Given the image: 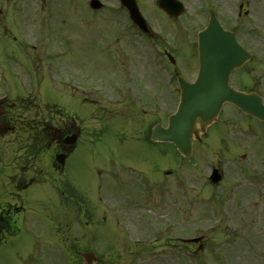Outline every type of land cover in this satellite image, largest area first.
I'll return each instance as SVG.
<instances>
[{"label":"rangeland","instance_id":"rangeland-1","mask_svg":"<svg viewBox=\"0 0 264 264\" xmlns=\"http://www.w3.org/2000/svg\"><path fill=\"white\" fill-rule=\"evenodd\" d=\"M89 1L0 0V59L8 58L11 53L20 59L19 62L29 58L28 67L32 66V60L34 67L38 64L37 67L42 68L46 66V58L50 57L49 65H54L59 59L61 89H64L68 74L75 72H82L77 76L78 80L87 74L86 79L95 86L107 85L111 89L112 82L124 89L135 87L137 93V82L130 78L129 72L147 90L149 87L144 84L145 80L156 83V89L153 88L156 100L152 105L138 101V104H125L113 110L118 109L123 116L124 127H120V131L144 136L156 121L166 123L167 115L177 104L179 89L171 63L157 50L161 57L154 64V70L147 71L148 59L153 56L154 47L159 45L154 46L146 34L138 31L126 9L119 7V0H102L104 6L99 10L91 8ZM182 1L185 3L184 12L173 18L157 5V0H138L148 23L157 32L153 40L169 48L177 64L179 62L182 74L192 78L198 72L195 47L198 30L207 24L214 8L220 15H232L236 11L237 0ZM261 44L264 58V42ZM53 54L58 58H53ZM259 73L256 70L253 75ZM263 75L264 72L261 77ZM44 76V85L51 88L52 75L48 66ZM169 77L172 79L171 92L165 88ZM101 79L112 80L107 83L100 82ZM170 93L171 99H168L167 94ZM75 94L81 96L78 89ZM78 113L81 114L80 111ZM209 130L202 140L204 143H196L193 161L200 163L196 168L191 164L176 167L179 165L178 156L173 144L167 148H171L174 155L167 161H159L165 166L176 165L177 174L167 178L173 182L172 193L173 187L178 189L179 183L183 185L182 194L174 192L168 198L165 196L167 188L162 184V204L159 205L158 200L146 203L153 207L149 212L142 208L146 200L140 199L142 215L167 218V222H173V228L165 235L157 234L159 230L135 233L131 239L140 242L136 246L124 242L122 236L116 239L109 234L104 235L103 251H99L104 264H264V122L247 118L226 104L221 119ZM115 132L116 124L98 142L81 144L66 161L64 170L55 171L58 183H38L30 190V195L51 200L57 189L60 188L62 193L70 184L80 194L87 193L90 184L95 186L100 179H105L110 170V163H105V150L111 147L121 157L126 156L127 150L146 153V157L136 160L138 165L133 168L117 166L121 183H141L142 180L157 178L150 166L151 158H154L151 148L155 147L138 139L121 144L116 140ZM161 148V145L156 147ZM211 164L221 166L224 179L213 189H208L211 182L208 188L206 185L199 189V183H207L204 177ZM101 166H104L103 173H100ZM60 209L62 239L59 260L70 262L76 259L77 254L71 250L67 252L64 243L74 240V232L72 230L70 234L68 229V205L61 202ZM161 209L163 213L159 212ZM216 223H219L217 228L211 230ZM29 234L22 240L32 244L38 237ZM197 235L203 236L201 245L178 241L179 238ZM44 238V245L52 243L48 237ZM16 242L20 243V240ZM34 264H37L36 259Z\"/></svg>","mask_w":264,"mask_h":264},{"label":"flooded vegetation","instance_id":"flooded-vegetation-1","mask_svg":"<svg viewBox=\"0 0 264 264\" xmlns=\"http://www.w3.org/2000/svg\"><path fill=\"white\" fill-rule=\"evenodd\" d=\"M216 14L224 27L234 32L251 53V58L238 69L239 74L233 73L236 75L232 80L235 87L264 94V75L261 77L264 72L261 46L264 42V0H242L238 12ZM149 37L155 39L154 31ZM161 52L166 56L169 48L165 47ZM151 60L148 59L149 72L154 70ZM19 61L13 57L0 59V264H34L35 259L37 264H61V202L68 205L69 233L74 232V240L66 244L68 250L77 254L72 264H104L99 251H103L102 241L106 234L116 239L122 236L124 242L131 243L132 239L127 237L142 230H159L158 233L170 230L166 227L167 218L163 220L141 214L140 199L146 200L142 207L146 212V203L151 200H158L161 205L162 184L167 188L165 196L172 197L173 182L167 177L177 174V168L183 167L187 160L177 152V168L160 163L173 155L171 148L156 149V143L151 141L148 133L138 136L120 131V127H124L123 116L118 109L113 112L116 107L135 105L138 101L152 105L156 100V90H153L156 83L145 80L149 90L139 88L137 93L134 89L113 86L109 89L107 85L98 88L87 79L78 80L76 74L69 73L67 86L62 90L57 77L60 75L57 62L52 81L49 80L52 82L50 88L43 83V68L18 67L27 64ZM256 70L260 74L254 76ZM165 88L167 92L172 91L170 77ZM77 89L81 93L79 97L75 94ZM170 95L167 94L168 99H171ZM80 108L85 109L86 119L79 115ZM115 124L119 143L138 139L155 147L151 148L152 155L149 153V156L154 157L150 166L157 178L141 183H121L117 166L133 168L138 165L136 160L146 157V153L127 150L126 156L121 157L111 147L105 150V163H110V170L98 184H90L87 193L80 194L70 184L62 193L60 188L57 192L54 189L51 200L30 195V190L38 183H58L55 171L63 169L58 158L65 155L68 159L81 144L98 142ZM103 172L104 166H101L100 173ZM179 184L175 193L182 194L183 185ZM29 233L38 237L32 244L22 240L27 239ZM44 237L51 239L52 243L44 245Z\"/></svg>","mask_w":264,"mask_h":264},{"label":"water","instance_id":"water-1","mask_svg":"<svg viewBox=\"0 0 264 264\" xmlns=\"http://www.w3.org/2000/svg\"><path fill=\"white\" fill-rule=\"evenodd\" d=\"M133 20L145 31L148 25L136 0H122ZM169 14L178 16L184 9L179 0H158ZM91 6L100 8V0H91ZM200 71L194 82L178 74L181 101L178 110L169 116L168 126L160 123L152 129V139L174 142L179 150L190 156L194 139H201L208 125L215 121L225 101H231L264 120V103L254 93H245L229 84L231 71L240 66L246 52L235 37L224 31L212 15L209 26L199 35ZM63 162V160H62ZM220 177L216 174L214 180Z\"/></svg>","mask_w":264,"mask_h":264}]
</instances>
